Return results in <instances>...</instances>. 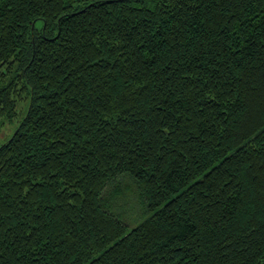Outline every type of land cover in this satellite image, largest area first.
<instances>
[{
	"label": "trees",
	"instance_id": "obj_1",
	"mask_svg": "<svg viewBox=\"0 0 264 264\" xmlns=\"http://www.w3.org/2000/svg\"><path fill=\"white\" fill-rule=\"evenodd\" d=\"M6 62L0 264H264V0H0Z\"/></svg>",
	"mask_w": 264,
	"mask_h": 264
},
{
	"label": "rangeland",
	"instance_id": "obj_2",
	"mask_svg": "<svg viewBox=\"0 0 264 264\" xmlns=\"http://www.w3.org/2000/svg\"><path fill=\"white\" fill-rule=\"evenodd\" d=\"M9 62H6L2 66H0V77L1 74H4V77L2 76L0 78L2 82L10 80L14 76L13 73H9L11 70H13L11 69V65L9 66ZM22 86L23 84L20 80L16 81V87L14 88L15 90L13 94V98L15 101V110L17 112L16 115L11 119V121H7L2 118V114L0 113V144L3 143L6 139L11 136V134L14 133L15 127L18 125L20 119L24 114L28 98Z\"/></svg>",
	"mask_w": 264,
	"mask_h": 264
}]
</instances>
